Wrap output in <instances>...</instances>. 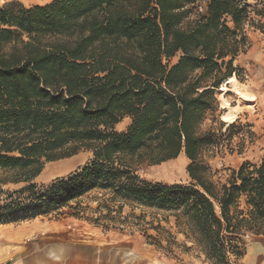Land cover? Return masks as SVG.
<instances>
[{
    "label": "trees",
    "instance_id": "obj_1",
    "mask_svg": "<svg viewBox=\"0 0 264 264\" xmlns=\"http://www.w3.org/2000/svg\"><path fill=\"white\" fill-rule=\"evenodd\" d=\"M205 1L0 5V194L10 199L0 206V224L19 220L13 198L28 192L24 218L70 208L110 229L123 224L126 205L151 210L154 220L142 225L146 214L135 215V227L161 250L158 218L173 217L210 264H235L245 237H264V158L216 180L206 155L222 154L238 135H231L236 122L202 130L218 110L216 91L239 78L235 62L249 46L248 31L264 34V0H210L199 12ZM127 118L131 124L118 131ZM84 152L92 159L81 171L38 191L33 182L46 165ZM181 155L189 185L139 174ZM19 184L18 193L3 190ZM94 191L111 197L97 199L96 215L86 217L79 199Z\"/></svg>",
    "mask_w": 264,
    "mask_h": 264
},
{
    "label": "rangeland",
    "instance_id": "obj_2",
    "mask_svg": "<svg viewBox=\"0 0 264 264\" xmlns=\"http://www.w3.org/2000/svg\"><path fill=\"white\" fill-rule=\"evenodd\" d=\"M209 1L206 0L204 3L199 4L198 11L203 12ZM194 18L195 16L193 15L190 20ZM248 39L249 46L245 53L241 54L235 62V67L239 69V78L235 77L236 83L227 85L225 91L221 92V88L216 91L215 98L218 102V110L215 114L209 115L202 125L203 131L210 128L218 130L221 123L225 125L231 124L223 120L224 114L228 111L226 103L236 110V127L231 130V135L235 133L238 135L235 136L230 144L225 142L224 145L226 147L221 148L222 154L218 156H213V153L206 155V160L216 174L215 179L223 183L231 176L233 171H238L245 162L259 165L264 158V34L260 31L249 30ZM177 61L178 57L172 63L174 64ZM237 90L246 94L247 98L239 95ZM127 128V122L124 121L118 130L124 132ZM226 128L227 126H225L224 131ZM229 138V135L226 136L224 141H228ZM91 159L92 153L84 152L77 157L46 165L44 173H51V171H81ZM72 163H75V165H72ZM188 164L189 161L182 155L175 161L144 168L140 171V176L149 181L168 185H189L191 180L187 172ZM70 176L62 175L54 179L48 178L44 182L38 180L36 184L38 191L45 190L46 187L54 182L60 179H67ZM24 187L9 185L4 187L3 190L18 193ZM105 194L111 197L109 193L94 191L79 199L82 207L87 208L86 217L92 218L96 215L90 211V207L95 208L98 205L96 200L100 201L102 196L105 197ZM28 195V192L24 195L15 194L13 198L14 200L20 199L17 201V205L20 206L15 205L16 208H12L15 212L21 213L16 215L20 217L19 220L0 224V263L9 259L11 251H14L18 246H24L32 242L34 238L38 239L46 234L43 233L45 230H42V235L41 233L37 234V237L31 235V230H33L35 224L38 226L44 225L43 228H45L46 225H49L48 221L60 222L67 219L68 213L72 217V211L65 212L62 209L47 216L37 215V212L30 210L26 214L28 216L24 218L23 215L25 214L21 212V207H23L22 204L27 202L26 197ZM8 202L10 203V199L6 195L0 194V206L8 204ZM115 204L118 205V203H111L112 206H115ZM133 208L129 205L123 208L122 219L120 220L124 221L122 231L112 230L108 232L106 231L108 229L103 228L102 224L97 225L75 218L77 225L75 231H79L83 236L91 237L92 240L89 244L92 247L106 249V255L99 256L97 264H210L198 248L187 241L182 234L178 233L173 217L169 219V223L160 221L163 215L158 218L161 226L165 229V232L161 233L163 235L161 240L164 250L152 245L144 236L143 228L135 227L137 222L134 217L146 214V219L142 224L145 225V223H150L154 220L153 211L145 209L134 210ZM32 215L36 216L31 218ZM60 223V225H64V231L72 232L73 227H69L68 223ZM88 223L96 227L90 226ZM144 229H149L148 235L150 236L157 235L148 226H144ZM239 246L243 255L235 264H264V237H245ZM93 264L96 263L93 262Z\"/></svg>",
    "mask_w": 264,
    "mask_h": 264
},
{
    "label": "crops",
    "instance_id": "obj_3",
    "mask_svg": "<svg viewBox=\"0 0 264 264\" xmlns=\"http://www.w3.org/2000/svg\"><path fill=\"white\" fill-rule=\"evenodd\" d=\"M52 1L53 0L42 1L38 3L37 2L29 3L23 0H1L0 5L9 2H20L26 7H32L37 5H45L51 3ZM124 121L127 122L128 126L131 124L130 118H127ZM122 123L117 125L116 127L117 130ZM72 165H75V163H72ZM75 172L76 171H51V173L45 174L43 171L42 174L39 177H37L33 183L37 184L38 180H42L44 182L45 179L48 178L54 179L62 175H72ZM14 186H25V185L19 184ZM106 197L108 198L109 196ZM63 211L69 212L72 211V209L65 208L63 209ZM67 216H68L67 219H64L60 222L66 224L68 223L70 225L69 227H73L72 232L64 231L63 230L64 225L63 226L60 225L61 224L60 222L48 221L49 225H46L45 228H43L44 225L38 226L37 224H35L33 226V230H31V235H34V237H37V234L40 233L42 235V230H45L43 231V233L46 234L44 236L39 237L38 239L34 238L32 242H29L24 246H18L17 248H15L14 251H11L10 253L11 257L0 264H93V262L97 264V260H99V256L106 255V249L105 248L97 249L95 247H92L89 244L92 238L86 235L83 236L79 231H75L77 226L75 223L76 222L75 217L73 216L70 217L69 213ZM89 225L94 226L91 224ZM112 226L114 227L106 231L108 232L112 230L122 231V227L124 225L120 224V222H117V224H114ZM107 254L109 255V253Z\"/></svg>",
    "mask_w": 264,
    "mask_h": 264
},
{
    "label": "bare ground",
    "instance_id": "obj_4",
    "mask_svg": "<svg viewBox=\"0 0 264 264\" xmlns=\"http://www.w3.org/2000/svg\"><path fill=\"white\" fill-rule=\"evenodd\" d=\"M23 1H25V2H42V1H48V0H23ZM0 2H1V0H0ZM234 84V83H236V79L234 78V77H231V78H229V79H227L224 83H223V85H222V87H221V92H223V91H225L227 88V85H229V84ZM237 92H238V94L239 95H241L242 97H244V98H247V95L246 94H244V93H242L240 90H237ZM226 105L228 106L227 108H228V111L224 114V116H223V120L225 121V122H228V123H233V122H235V120H236V116H237V114H236V110H235V108H232L228 103H226ZM64 167V166H63ZM64 169H65V167H64Z\"/></svg>",
    "mask_w": 264,
    "mask_h": 264
}]
</instances>
